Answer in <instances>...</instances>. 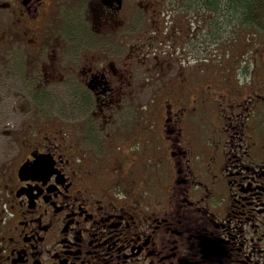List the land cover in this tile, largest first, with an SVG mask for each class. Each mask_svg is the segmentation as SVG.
I'll return each instance as SVG.
<instances>
[{"label":"flooded vegetation","instance_id":"obj_1","mask_svg":"<svg viewBox=\"0 0 264 264\" xmlns=\"http://www.w3.org/2000/svg\"><path fill=\"white\" fill-rule=\"evenodd\" d=\"M236 18L0 0V264H264V36L200 40Z\"/></svg>","mask_w":264,"mask_h":264},{"label":"trees","instance_id":"obj_2","mask_svg":"<svg viewBox=\"0 0 264 264\" xmlns=\"http://www.w3.org/2000/svg\"><path fill=\"white\" fill-rule=\"evenodd\" d=\"M221 2H227V9L231 12L235 10L236 22L230 28L239 32L240 27L244 28L246 36L251 39L252 44L255 45L257 41L256 32H264V0H221ZM234 14V13H233ZM221 29H227L226 26H221ZM235 35H241L235 32ZM235 41H236V36ZM255 36V38H254ZM259 37V36H258Z\"/></svg>","mask_w":264,"mask_h":264},{"label":"rangeland","instance_id":"obj_3","mask_svg":"<svg viewBox=\"0 0 264 264\" xmlns=\"http://www.w3.org/2000/svg\"><path fill=\"white\" fill-rule=\"evenodd\" d=\"M223 25L225 26V24H221V26H223ZM226 26L229 28L231 26V24L230 25L227 24ZM238 29H239V32L235 29L236 33L243 34V35L246 34L244 28L240 27ZM256 33L259 37L257 36V39H255V40L258 42V40H260L262 38V36H264V32H260V33L256 32ZM231 34H232L231 31H229V32L226 31V32H224V34H222L223 36H219V37H217V36H200V40L202 42L201 46L203 47L204 50L212 49V51H213V48L217 47L218 48L217 54H223L224 59H225V57H226L225 54H228V53H226L227 49H229L230 52H238L239 50H241L242 45L245 42V40H243V36H241V35L236 36L235 35L236 36V41H235L234 36H229ZM250 37H251V39L253 38V36H250ZM254 38H255V36H254ZM233 42L235 43L234 46H232ZM211 58H214V57H211ZM216 59H219L220 61H222V59L220 57L219 58L217 57ZM65 108H67V106L61 105V111H63V109H65ZM65 112L67 113L68 109L65 110ZM67 116H68V114H67ZM0 124H2L4 126L6 124V120L5 119L1 120Z\"/></svg>","mask_w":264,"mask_h":264},{"label":"bare ground","instance_id":"obj_4","mask_svg":"<svg viewBox=\"0 0 264 264\" xmlns=\"http://www.w3.org/2000/svg\"><path fill=\"white\" fill-rule=\"evenodd\" d=\"M222 5V4H221ZM224 18V17H223Z\"/></svg>","mask_w":264,"mask_h":264}]
</instances>
